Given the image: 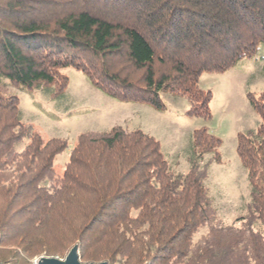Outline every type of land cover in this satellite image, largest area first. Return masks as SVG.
I'll return each instance as SVG.
<instances>
[{
	"label": "trees",
	"instance_id": "obj_1",
	"mask_svg": "<svg viewBox=\"0 0 264 264\" xmlns=\"http://www.w3.org/2000/svg\"><path fill=\"white\" fill-rule=\"evenodd\" d=\"M264 44V0H0V264H31L78 247L81 262L264 264V91L261 122L238 135L251 184L246 212L218 215L206 181L222 141L193 132L189 170L176 171L159 141L115 126L46 139L23 119L19 89L63 94L67 67L121 101L162 109L186 96L211 117L205 71L224 72Z\"/></svg>",
	"mask_w": 264,
	"mask_h": 264
},
{
	"label": "rangeland",
	"instance_id": "obj_2",
	"mask_svg": "<svg viewBox=\"0 0 264 264\" xmlns=\"http://www.w3.org/2000/svg\"><path fill=\"white\" fill-rule=\"evenodd\" d=\"M63 72L69 78L66 90L57 98L52 88L19 89L12 87L20 101L25 121L46 138H65L69 145L57 156L55 170L61 173L70 149L82 132L109 130L115 126L141 129L154 136L171 166L178 172L189 170L188 158L193 152V132L206 127L222 141L221 158L212 162L206 185L218 215L231 223L246 212L251 184L237 151L238 135L256 130L261 117L252 103L264 91V44L252 57L240 59L224 72L205 71L199 86L211 91V117L191 115L186 96L161 93L164 104L157 109L150 104L121 101L92 83L74 67ZM70 250L56 256L65 259ZM45 253L29 259L37 264Z\"/></svg>",
	"mask_w": 264,
	"mask_h": 264
},
{
	"label": "water",
	"instance_id": "obj_3",
	"mask_svg": "<svg viewBox=\"0 0 264 264\" xmlns=\"http://www.w3.org/2000/svg\"><path fill=\"white\" fill-rule=\"evenodd\" d=\"M37 264H107V262H81L78 254V247L75 245L65 259L57 257H41Z\"/></svg>",
	"mask_w": 264,
	"mask_h": 264
}]
</instances>
